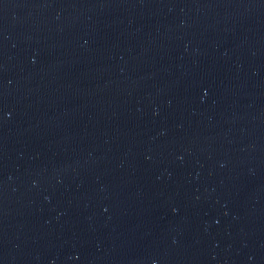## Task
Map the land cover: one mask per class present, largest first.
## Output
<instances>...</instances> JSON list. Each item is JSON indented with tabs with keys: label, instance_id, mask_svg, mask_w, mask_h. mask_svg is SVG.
Segmentation results:
<instances>
[{
	"label": "water",
	"instance_id": "obj_1",
	"mask_svg": "<svg viewBox=\"0 0 264 264\" xmlns=\"http://www.w3.org/2000/svg\"><path fill=\"white\" fill-rule=\"evenodd\" d=\"M0 264H264V0H0Z\"/></svg>",
	"mask_w": 264,
	"mask_h": 264
}]
</instances>
